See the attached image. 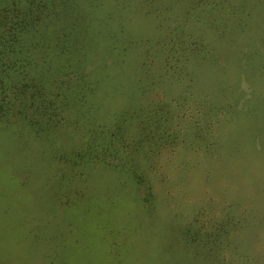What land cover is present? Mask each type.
<instances>
[{
	"label": "rangeland",
	"instance_id": "obj_1",
	"mask_svg": "<svg viewBox=\"0 0 264 264\" xmlns=\"http://www.w3.org/2000/svg\"><path fill=\"white\" fill-rule=\"evenodd\" d=\"M38 1L0 0V264H264V0H71L48 57Z\"/></svg>",
	"mask_w": 264,
	"mask_h": 264
},
{
	"label": "trees",
	"instance_id": "obj_2",
	"mask_svg": "<svg viewBox=\"0 0 264 264\" xmlns=\"http://www.w3.org/2000/svg\"><path fill=\"white\" fill-rule=\"evenodd\" d=\"M55 1L58 2V6L56 5ZM39 0L38 6L41 8V10H37L35 15L30 17L26 20L23 21L22 25L20 26V28H18V30H15V32L13 33L12 39L13 42H21L23 40V38L28 35L30 32L32 35L35 36H39L41 35V33L39 31H42V29H44L48 24H47V20L48 23H50L51 21L54 22V24L50 23V25H52V29L49 28L48 31V35L45 38L44 41V45L45 47H47L48 53L46 52V56H52L54 54H50L49 52H52V47L50 46H54L55 48H60L59 50H57L56 52L58 53H66L67 49L70 50L69 48V44L71 43L70 38H71V34L72 31L74 30L73 28H69L67 25H63V22L59 19V16H64L66 18H64V22L69 21L68 20V14H66L65 11H68L70 13H74V9L71 8V0ZM79 3V1H78ZM76 5V4H75ZM84 8V10L82 8L79 7V13L81 15V18L85 17L89 20L94 19L96 17H99L100 14V10L99 8H97V6L95 4L90 6V9L88 7L82 6ZM60 21L62 23H60ZM46 24V25H45ZM64 26L65 29L61 30V26ZM89 27H94L93 23L89 24ZM61 30V31H60ZM25 35V36H24ZM43 35V34H42ZM24 36V37H23ZM11 38L9 37V40ZM6 41H8V39H6ZM5 40L3 42H6ZM46 42H48V45H46ZM262 45V44H261ZM263 46V45H262ZM259 47V46H258ZM8 48H12L7 46L6 49ZM8 52V50H7ZM242 56V55H240ZM64 55L62 56V58L59 61H54V63L57 64V67H52L53 65H50L52 63V60L50 61L49 59V64L48 61L46 59H44L42 57L43 60L42 64L44 63L43 66H41V73L37 76L34 77L35 75H29L25 74L24 76V80L27 83V85H18V87L16 89H18L20 91V94H23L27 91H29V93L35 95V96H43L46 97V95L48 93H50V90L48 89V85L49 83H47V81L49 80V78H47V76L45 75V72L47 70H49L50 68H54V71L56 72V75L54 76H60L61 74H68L70 73V68L72 66V58L69 56L67 57V59H64ZM258 60H260L262 58V55H258L257 56ZM46 63V64H45ZM215 64V62L213 63V65ZM82 67V65H77ZM45 70V71H44ZM14 74V71L10 72V73H6L5 78H8V76ZM82 76L84 77V74H82ZM52 78V77H51ZM51 80V79H50ZM53 81V79H52ZM27 88V89H26ZM30 99H34V98H30ZM39 103V105H36L38 107H40L39 109L46 108L48 105V102L45 100L37 101ZM34 106V105H33ZM34 107V109L31 111L30 114L33 115L34 112H36L37 107ZM35 124H37V120L34 119Z\"/></svg>",
	"mask_w": 264,
	"mask_h": 264
}]
</instances>
